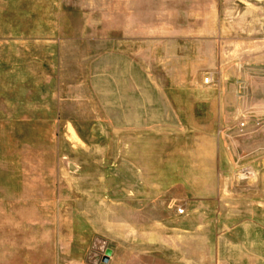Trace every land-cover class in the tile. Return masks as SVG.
<instances>
[{"label":"rangeland","instance_id":"obj_1","mask_svg":"<svg viewBox=\"0 0 264 264\" xmlns=\"http://www.w3.org/2000/svg\"><path fill=\"white\" fill-rule=\"evenodd\" d=\"M0 264H264V0H0Z\"/></svg>","mask_w":264,"mask_h":264},{"label":"built area","instance_id":"obj_2","mask_svg":"<svg viewBox=\"0 0 264 264\" xmlns=\"http://www.w3.org/2000/svg\"><path fill=\"white\" fill-rule=\"evenodd\" d=\"M210 81H211V78H210V77H206V78H205V82H206V83H208V82H210ZM179 212H180V213H183V212H184V209H183V208L179 209Z\"/></svg>","mask_w":264,"mask_h":264}]
</instances>
